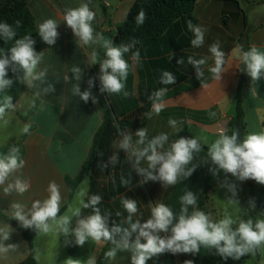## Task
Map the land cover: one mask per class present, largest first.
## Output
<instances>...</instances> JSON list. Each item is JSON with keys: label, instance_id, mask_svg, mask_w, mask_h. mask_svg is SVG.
Instances as JSON below:
<instances>
[{"label": "crops", "instance_id": "0c3cea01", "mask_svg": "<svg viewBox=\"0 0 264 264\" xmlns=\"http://www.w3.org/2000/svg\"><path fill=\"white\" fill-rule=\"evenodd\" d=\"M34 2L39 4L40 8L43 7L44 20L51 18L59 23L57 29L59 37L55 45H47L43 50L44 56L39 67L48 70L44 81L34 82L33 87L25 84V89L15 104V110L6 115L9 123L5 125L0 121V148L17 147L24 161V167L9 179L20 176L31 184L30 189L23 195L15 192L5 195L3 186H0V212L11 218L12 202H21L31 208L32 202L36 199L47 198L50 181L60 185L61 209L67 204L69 200L67 181L80 175L83 165L90 156L95 136L104 121L103 111L98 102L93 104L89 100L85 103L79 97L73 96L71 88L78 82L72 79L64 81L65 75L72 77L71 68L78 65L83 69L81 91L85 90L88 88L90 76L95 75L99 78L100 75L99 64L89 66L90 53L96 50L99 59L105 58L102 57L105 50L99 45L77 46L72 30L63 20L68 8L78 7L83 2L27 0L30 10ZM135 2L136 0H100L95 7L100 26L99 33L115 46L122 44L118 28L127 20ZM32 14L38 28L36 14L35 12ZM188 20L206 29L205 42L199 48L191 46L193 34L187 29ZM216 41L220 42L226 60L225 72L221 74L220 80L214 79L209 71L214 66V58L208 49ZM245 41L247 45L243 47L244 51L253 45L264 51V0H197L190 16L176 21L156 41L131 50L139 49V64L132 60L131 52L125 54L124 58L130 65L125 87L129 95L125 97L123 93H107L118 119V135L111 144L108 158L116 153L119 162L114 167L109 164L107 168L101 165L107 163L108 158L99 163L76 188L73 198L61 215L70 216L71 210L75 208L81 209L82 216L91 215L92 209H84L82 202H87L93 194L102 196V202L98 205L101 214L111 213L109 227L113 222L121 223L126 220L128 213L121 204L122 195L137 200L138 212L133 221L140 220L141 223L151 217V208L157 203L167 205L178 217L181 210L180 198L189 190L196 195L198 201L203 189V174L200 164L195 159L192 163L198 167L193 174L187 179L181 178L175 185L165 187L159 181L141 183L143 177L132 169V162L128 161L125 151L118 148L121 139L119 134L132 133L135 142L137 137L134 133L144 127L147 128L149 138L167 133L169 135V143L165 145L167 148L173 142L175 134L180 129L187 128L207 147L201 158V165L207 170L211 160L205 166L202 159L208 147L219 138L220 130L230 135V123L236 113L237 88L244 72L247 82H244L241 97L245 112V136L264 131V78L252 84L251 77L242 70L243 63L234 52L237 46ZM189 56L196 59L207 58L206 64L202 66L206 87H202V81L197 79L195 68L188 64ZM182 58L184 63L179 65L177 61ZM161 70L171 71L176 76V82L173 85H161L159 83ZM49 85H53L55 91L44 94L42 90ZM161 87L168 88L163 98L165 107L159 115L153 114L151 119H148L144 116L145 112L151 110V101L148 97L152 91ZM37 92H40V95H37ZM169 119L178 122L176 128L169 124ZM25 126H28V132L22 131ZM220 172H223L224 176L214 188L236 180L250 192L264 193V185L252 179L240 181L222 169L218 170L216 177ZM213 176L212 173L211 181ZM121 177L130 180V184L123 186ZM192 211L193 208L189 207L188 214L190 215ZM117 212L120 213L119 216L116 215ZM242 219L244 220L243 217ZM72 222L71 227H75V218ZM123 226L127 227V224ZM11 227L14 231L10 239L5 241V245L14 243L20 247L18 252L10 253L7 258H0V264H19L29 256L27 241L12 225ZM161 235H170V232ZM74 240L73 235L65 238L57 232L40 233L34 241L37 263L67 264V259L72 258L79 259L81 264H85L91 255L95 256L97 264H131V254L128 252H119L115 260H106L104 254L112 247L108 242L98 244L89 240L83 246H79ZM206 251L207 248L201 247L200 252L195 255L165 252L152 257L146 264H184L186 260L193 261V264H206L204 263ZM250 258V254L246 255L241 264ZM212 264L223 263L214 261Z\"/></svg>", "mask_w": 264, "mask_h": 264}, {"label": "clouds", "instance_id": "9594fccd", "mask_svg": "<svg viewBox=\"0 0 264 264\" xmlns=\"http://www.w3.org/2000/svg\"><path fill=\"white\" fill-rule=\"evenodd\" d=\"M96 13L92 11L88 3H81L78 7L68 8L63 17L66 25L72 30L76 38L77 46L99 45L104 52V59H99V53L93 50L89 56V66L99 64L100 66V91L108 94L123 93L125 97L129 95L125 91L126 80L129 74L130 65L124 58L125 54L131 52L132 60L140 63V51H131L137 41L133 40L129 44L115 46L112 41L106 40L102 34L93 28ZM147 14L142 8L135 17V23L139 27L145 23ZM21 21L17 20V27ZM187 29L193 34L191 46L199 48L205 42L206 29L200 25L193 24L191 20L186 22ZM59 23L55 19H46L38 24V35L42 42L52 46L55 45L59 37L57 31ZM16 37V30L7 22H0V39L7 42ZM36 41L31 35L16 39L15 44L7 53L0 56V92L10 89L14 81L25 83L28 87H33L34 82H43L47 75V68L40 69L44 52H37L34 48ZM209 52L214 58V66L209 69L213 78L221 79V74L225 72V53L221 50L219 41L209 46ZM235 54L244 65V70L251 77L252 84L264 78V51L255 45L244 51L242 45H238L234 50ZM188 64L196 70L197 79H201L202 87H206L203 81L204 72L202 66L206 64L207 58L196 59L188 57ZM179 65L184 63V59L177 61ZM9 70L13 77H9ZM72 77L64 76V81L70 79L77 81L71 88V94L79 97L80 100L93 104L97 103V97L93 95L91 89L94 86V79L88 80V88L81 91L80 81L83 69L78 65L71 68ZM176 76L171 71L161 70L159 83L161 85H173ZM44 94L55 91L53 85H49L43 90ZM168 92L167 87H161L151 92L148 99L151 101V110L144 113V116L151 119L153 114L159 115L164 109L163 98ZM40 95V92H37ZM15 104L11 96H6L0 104V121L5 125L9 123L6 119L9 110H15ZM214 116L215 113H212ZM177 121L169 119V124L177 127ZM28 132V126L22 130ZM137 139L133 142V135L129 132H120L121 139L118 148L125 151L128 161L132 162V169L143 177L141 183L147 181H159L163 186L175 185L181 178L187 179L198 167L193 164L194 157L202 151V145L198 138L181 136L169 143V135L160 133L151 138L148 136L147 128H141L135 133ZM238 134L233 132L228 135L221 130L219 138L208 147L206 153L216 169H212L213 175L222 169L225 173H231L240 181L252 179L264 185V131L251 133L244 137L243 143H238ZM119 162L116 153L108 158L107 163H102V167L108 165L113 167ZM192 165L188 167V165ZM24 167V161L20 158V151L17 147H10L8 153L0 157V186H3V193L11 195L16 193L23 195L30 187V181L15 176L9 179L14 173ZM121 184L128 186L130 180L121 177ZM231 193L228 198L229 204L239 205L236 185L225 183L223 185ZM47 198L36 199L28 208L21 202H12L10 205L12 219L19 222L25 229H34L36 232L47 234L57 232L65 238L69 235L75 237V244L83 246L87 241L96 243L108 242L112 247L105 252L106 260H115L119 252L131 254V264H146L154 256L170 252L191 253L193 255L200 252L201 247L215 249L216 254L227 259H239L248 254H255L264 246V218L234 220L230 215H225L222 219L213 220L211 214L205 213L197 207V197L191 191H187L181 198V210L178 217L173 211L163 203H157L151 208V217L144 223L140 220L133 221V217L138 212L137 200L121 196V204L128 213L126 220L121 223L113 222L109 227V217L111 213L101 214L98 205L102 202V196L93 194L87 202H82L84 209H92V214L81 215V209L71 210V215H59L61 211V191L60 185L55 181H50L47 188ZM83 194V193H82ZM189 207L193 208L188 214ZM249 209L255 208V201L249 200ZM120 215L119 212L116 213ZM261 216H264L262 214ZM75 218V227H71ZM127 224V227L123 226ZM237 226L233 228V225ZM14 229L9 223H0V258H7L10 253L18 252L19 244L9 243L5 245L13 233ZM170 235L162 236L161 233ZM143 241V242H142ZM66 242H68L66 240ZM67 264H81L79 259H67ZM85 264H97L95 256H89ZM184 264H193V261L186 260Z\"/></svg>", "mask_w": 264, "mask_h": 264}, {"label": "trees", "instance_id": "16d2710c", "mask_svg": "<svg viewBox=\"0 0 264 264\" xmlns=\"http://www.w3.org/2000/svg\"><path fill=\"white\" fill-rule=\"evenodd\" d=\"M81 1L83 3H88L90 9L95 12V7L100 0ZM196 1L197 0H136L129 11L127 20L118 28L120 41L123 44H129L133 40H135L137 41V43L134 47L143 46L150 42L156 41L176 21L184 18L185 16H190L194 10ZM142 8L147 14V19L143 25L138 27L135 23V17ZM0 20H6L10 25L13 26V28H15L16 37H14L13 39L16 40L23 38L25 35H31L32 38L36 41L34 48L38 53L46 48L47 44L42 42L41 38L38 35V28L35 22V18L29 10L27 0H0ZM17 20L21 21V24L18 27L16 25ZM99 27V22L96 16L93 22V28L98 33ZM4 42L5 41L0 39V56L4 54L2 51ZM102 57H104V55ZM242 70H244V65H242ZM9 77H13V74L10 70ZM90 78H95L94 86L92 87L91 91L93 95L97 97L98 105L103 111L104 121L95 136L90 156L83 165L80 175L75 179H68L67 181L69 186V200L67 204L61 209L59 215H61L69 205L79 184L82 183L87 178V176L96 169L99 163L107 160L110 153L111 144L115 137L118 135L117 114L108 100L107 93H102L100 91L101 85L99 78H97L95 75H91ZM244 85L245 83L240 81L237 88L236 113L235 117L230 123V135L235 132L237 128L244 130L246 126L245 112L243 109L241 97V91ZM24 89L25 83L14 81V84L10 89L0 92V104L3 103L6 96H11L13 98V103L16 104ZM10 111L11 110H9L8 112ZM181 136H186L189 138L195 137L187 128H182L175 134L173 141ZM200 143L202 145V151L198 156L194 157V159L200 164V169L203 174V189L197 201V207L207 213V203L209 201V194L211 191L210 181L211 175L213 173L212 169H216L217 166L212 164L211 162L209 168L207 170H204L201 165V158L204 152L207 150V147L202 142ZM21 144L22 143H20L19 145L21 146ZM10 147L12 146L0 148V155H6ZM250 199L255 201L254 209L248 208ZM255 209H258L261 214H264V193L256 194L254 192H250L248 196L247 210L243 211L241 216L244 218V220H254ZM0 222L9 223L10 225H12L29 245V256L19 264H38L35 256L34 241L40 233L36 232L34 229L22 228L18 221L1 212ZM244 257L245 256H242L238 260L231 257L224 259L223 257L216 254L215 249H207L206 255L204 257V263L212 264V262L214 261H219L223 264H241Z\"/></svg>", "mask_w": 264, "mask_h": 264}, {"label": "rangeland", "instance_id": "374dc122", "mask_svg": "<svg viewBox=\"0 0 264 264\" xmlns=\"http://www.w3.org/2000/svg\"><path fill=\"white\" fill-rule=\"evenodd\" d=\"M31 13L36 14L38 24L42 23L44 21V14H43V7L40 8V5L34 2L31 5ZM34 11V12H33ZM33 15V14H32ZM0 22H7L6 20H0ZM8 23V22H7ZM15 44V39L9 40L7 42L3 43V53H7L8 50L13 47ZM203 164L207 166V163L210 161V158L207 157L205 154L203 159ZM224 176L223 172H220V174L216 177V175L213 176L212 181H210V186H211V191L209 194V201H208V208L207 212L211 214V217L213 220H220L222 219L226 214L230 215L234 220H243L241 217V213L245 210H247V205H248V199L247 196L250 194L249 189H244L242 184L239 181L233 180L230 182V184H235L236 185V191H237V199L239 200V205L236 204H229L228 203V198L231 196V193L228 191L226 187L223 185L217 186L214 188L217 182L220 181V179ZM228 183V182H227ZM261 212L258 209L254 210V221L256 219L264 218L261 216ZM237 226L236 224L233 225V227ZM251 258L249 260L244 261L242 264H264V246L259 248L256 253L250 254ZM246 256V255H245Z\"/></svg>", "mask_w": 264, "mask_h": 264}, {"label": "water", "instance_id": "95a60500", "mask_svg": "<svg viewBox=\"0 0 264 264\" xmlns=\"http://www.w3.org/2000/svg\"><path fill=\"white\" fill-rule=\"evenodd\" d=\"M244 40H245V37H244ZM241 45L244 47L247 45V41H245L244 43H241ZM246 76V73L244 72L242 74V77H241V81L242 82H247V78L245 77ZM236 132L238 134V143H243V140H244V137H245V132L243 129H240V128H237L236 129Z\"/></svg>", "mask_w": 264, "mask_h": 264}, {"label": "built area", "instance_id": "2783aa9c", "mask_svg": "<svg viewBox=\"0 0 264 264\" xmlns=\"http://www.w3.org/2000/svg\"><path fill=\"white\" fill-rule=\"evenodd\" d=\"M221 130L219 131V134H220Z\"/></svg>", "mask_w": 264, "mask_h": 264}]
</instances>
